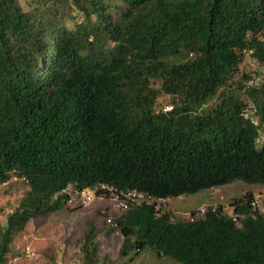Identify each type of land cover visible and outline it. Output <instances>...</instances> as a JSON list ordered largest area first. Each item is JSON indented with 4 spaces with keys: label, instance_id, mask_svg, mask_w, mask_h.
<instances>
[{
    "label": "trees",
    "instance_id": "obj_1",
    "mask_svg": "<svg viewBox=\"0 0 264 264\" xmlns=\"http://www.w3.org/2000/svg\"><path fill=\"white\" fill-rule=\"evenodd\" d=\"M27 4L0 0V185L13 175L29 187L0 226V264L31 219L63 207L70 185L156 199L237 180L264 186V143L241 114L254 106L264 126V84L246 85L251 73L240 69L246 55L264 67V0ZM159 96L170 110L157 109ZM251 198L231 203L237 221L221 206L172 221L131 204L114 220L120 254L264 264V211ZM95 238L90 225L82 264H100Z\"/></svg>",
    "mask_w": 264,
    "mask_h": 264
},
{
    "label": "rangeland",
    "instance_id": "obj_2",
    "mask_svg": "<svg viewBox=\"0 0 264 264\" xmlns=\"http://www.w3.org/2000/svg\"><path fill=\"white\" fill-rule=\"evenodd\" d=\"M17 1L27 9L29 0ZM72 16L77 23L82 20L81 15L74 13ZM66 24L71 26L69 20H66ZM254 68L256 65L246 55L241 71L248 74ZM157 104L158 110L171 107L167 96H159ZM211 104L212 102L208 103ZM28 190L25 181L13 175L6 183L0 185L2 228H5L7 215L17 207ZM65 193L68 195V201L59 211L31 219L24 230L14 236L10 244L11 251L4 264H82L81 239L90 225L96 229L95 240L99 244L100 264H180L148 248L140 251L130 250L122 256L120 248L124 238L120 230L114 227V220L123 210L116 206L114 196L107 194L100 198L98 195H92L88 201L84 194L75 191L72 186L68 187ZM92 193L94 194L93 191ZM248 194L264 206V186L237 180L194 194L169 198L165 202L158 200L156 208L169 211L172 221L189 220L192 212L195 214L209 205L221 206L225 213H230L231 203Z\"/></svg>",
    "mask_w": 264,
    "mask_h": 264
},
{
    "label": "clouds",
    "instance_id": "obj_3",
    "mask_svg": "<svg viewBox=\"0 0 264 264\" xmlns=\"http://www.w3.org/2000/svg\"><path fill=\"white\" fill-rule=\"evenodd\" d=\"M253 62V64L254 65H256V69H259L260 67L261 68H264L262 65H260V64H258V63H256V62H254V61H252ZM251 73H252V71H251ZM251 75V74H250ZM250 79V77L248 78V80ZM247 80V81H248ZM246 81V82H247ZM245 82V83H246ZM262 84H264V83H261L259 86H261ZM259 86H256V87H259ZM255 87V86H254ZM171 109V107L169 108V110ZM245 109H254V112L252 113V115H254L255 116V112H256V109L254 108V106H252V105H250V106H248V107H246ZM244 109V110H245ZM165 111H168V110H166V109H164ZM242 114V113H241ZM242 116H244V115H242ZM245 117V116H244ZM256 117V119H257V121H258V124L257 125H255V124H253L250 120H249V118L248 117H245V118H247L249 121H250V123L253 125V126H255V127H257L258 128V130H257V137H256V140H255V142H256V145H257V147H260L263 143H264V141H262L261 143H258L257 142V139L260 137V135H261V132H263L264 131V126H261L260 125V122H259V120H258V118H257V116H255ZM70 186H72V185H70ZM70 186H68V187H70ZM67 187V188H68ZM73 187V186H72ZM66 188V189H67ZM74 188V187H73ZM66 189L63 191L64 193L66 192ZM75 189V188H74ZM109 189H111V191L109 190ZM87 190H89V191H93L94 192V196H96V195H98L100 198L101 197H105L107 194H110L111 195V197H112V195L114 196V198H113V200L115 201V204H116V206L119 208V209H121V210H123V211H125V209L129 206V205H131V204H153L154 205V207H155V209H160V208H156V202L159 200V201H161V202H165V201H167V199H162V198H158V199H156V198H153V197H151L150 195H147L146 193H144V192H141V191H137V190H135V189H132V190H127V191H118V190H115V189H113V188H111V187H107L106 185H100V186H98V187H95V188H86V189H84V190H82V191H77V190H75V191H77V192H79V193H82V195L84 194L85 195V193L87 192ZM99 190H104L105 192H101V193H98V191ZM132 191H134V192H136L137 194H140L141 195V199H138V200H136V201H131V200H128L127 202H126V206L124 207V208H122V207H120V206H118L117 205V200L115 199V195L116 194H118V193H120V192H132ZM182 196H184V195H182ZM180 197V196H179ZM169 199V198H168ZM241 199H243L244 200V197L243 198H241ZM251 199H254L253 197L251 198ZM239 200V199H238ZM210 206V205H209ZM207 207V208H201V209H199L198 211H196V213L194 214V215H191V217L189 218V220H192L193 218H194V216H201L208 208H213V209H215V207ZM217 207V206H216ZM222 210H223V208H221ZM255 210V209H254ZM259 210V209H258ZM224 213H225V211H223ZM192 214V213H191ZM226 215H228L229 217H232V219H233V216L235 215V214H233L232 213V211L230 212V213H225ZM236 216V215H235ZM233 221H237L236 219L234 220L233 219Z\"/></svg>",
    "mask_w": 264,
    "mask_h": 264
},
{
    "label": "built area",
    "instance_id": "obj_4",
    "mask_svg": "<svg viewBox=\"0 0 264 264\" xmlns=\"http://www.w3.org/2000/svg\"><path fill=\"white\" fill-rule=\"evenodd\" d=\"M261 83H264V68L260 67L259 70L254 68L252 70L251 75H250V79L246 82V85L259 86ZM166 110H169V108L166 107ZM253 112H254V109H245V110H243L242 115H244L245 117H248L249 120L253 124L257 125L258 121H257L256 117L254 115H252ZM262 141H264V131L261 132L260 137L257 139L258 143H261ZM109 190L111 191V189H109ZM92 195H93L92 191L87 190L84 198L89 201L92 198ZM115 199L117 200V205L124 208L126 206V202L128 200L136 201L138 199H141V195L137 194L134 191H132V192H120V193L115 195ZM250 207L252 209H255V210L259 209L261 211H264V206L261 205L260 201L257 199H251ZM233 219L234 220L236 219L235 215L233 216Z\"/></svg>",
    "mask_w": 264,
    "mask_h": 264
}]
</instances>
